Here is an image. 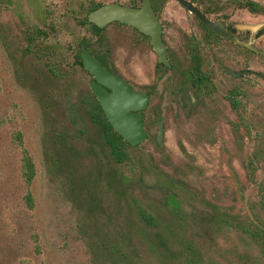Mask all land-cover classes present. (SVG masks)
Returning <instances> with one entry per match:
<instances>
[{"label": "rangeland", "instance_id": "rangeland-1", "mask_svg": "<svg viewBox=\"0 0 264 264\" xmlns=\"http://www.w3.org/2000/svg\"><path fill=\"white\" fill-rule=\"evenodd\" d=\"M89 1L129 2L0 0V264H91L87 243L97 232L94 217L108 223L110 237L123 238L124 251L133 264H182L186 257L191 259L185 246L197 252L196 264H264V251L243 231L248 217L264 225V58L234 47L230 59L206 61L214 82L210 95L196 94L188 85L177 90L171 73H152L155 55L148 45L135 41L131 28L113 24L96 33L88 24L79 25L84 15L79 5ZM162 12L167 27L173 21L184 23L176 1L167 0ZM228 17L235 23L264 21V16L236 5ZM186 22L191 26L194 21L187 18ZM32 26L47 35L43 45L48 62L55 63L53 71L20 57L25 29ZM103 34L115 47L114 67L119 74L136 89L153 88L146 113L161 116L164 124L159 147L153 140L156 125L151 129L154 138L127 149L129 158L123 165L107 161L98 149L96 158L85 138H76L75 129L84 128L83 120L85 135H93V126L86 118H75L72 110L77 94L87 90L90 79L73 63L75 43L83 37L93 50H101ZM255 45L264 49V39H256ZM246 69L250 73L243 72L239 78L226 72ZM42 73L51 76L47 92L57 93L56 103L71 109L75 123L61 108L43 103L32 84L37 76L43 86ZM51 73H60L61 78ZM59 85L68 93L63 98ZM229 90H235L240 101L235 110L227 100ZM17 129L36 168L30 186L33 208L24 201L20 153L12 143V132ZM55 133L68 138L62 147L80 160L78 166L74 163L80 172L89 171L99 160L105 169L126 174L130 180L119 205L114 193L100 186L90 197L94 207H87V196L77 194L59 169L62 151L52 144ZM168 180L177 193L179 221L159 183ZM133 200L153 215L155 229L143 228L131 208ZM156 231L167 236L166 254L146 239Z\"/></svg>", "mask_w": 264, "mask_h": 264}, {"label": "trees", "instance_id": "trees-1", "mask_svg": "<svg viewBox=\"0 0 264 264\" xmlns=\"http://www.w3.org/2000/svg\"><path fill=\"white\" fill-rule=\"evenodd\" d=\"M101 5L99 2L95 1H89L87 4L80 3L79 10L84 11V15L82 18L78 19L79 25H90L92 29L99 33L101 31V28L97 27L93 23L88 21L87 14L89 11L95 9ZM75 12V10H73ZM73 12V13H74ZM47 35L42 29L38 28L37 26H32V28L26 27L23 40L24 44L20 48V57L31 61L34 60L35 62H40L45 68H47L49 71H53L55 68V63H49L50 59L47 55H45L44 51V45L43 40L46 39ZM100 38V37H99ZM98 39V37H97ZM81 45H84L87 49H91V45L89 42L81 37L78 38L75 47L76 51L74 53V59L73 63L75 65H79L81 68L82 66V60H81ZM93 51V50H92ZM97 53V52H96ZM94 55L101 60L100 54ZM47 57V58H46ZM44 59V62L42 61ZM18 65H22L21 62H17ZM30 65V64H29ZM21 67V66H20ZM22 66V72L25 76V73H27L26 70L23 69ZM35 68V65H34ZM52 76H56L61 78V74L58 73H51ZM40 77H44L43 86H40L38 84V77H34L35 83L32 82L33 87L39 92L41 95V98L43 99V103L46 104L48 107L56 106L59 107V104L56 103V100L59 98L57 93H49L47 92V86L50 85V75L46 74H40ZM186 76L188 78H192L194 83H196L197 92L199 95H210L212 86L210 80L208 77L204 76H197L193 75L191 73V76L189 73H186ZM33 80V79H32ZM177 82H180L179 78L174 79ZM37 83V84H36ZM57 84L58 81H57ZM59 88L62 90L60 91V95H62L61 98L65 97L68 93L66 91H63V85H59ZM68 89V87H66ZM79 94V95H78ZM77 94V101L75 102L73 106V112L74 117L78 119L86 118L93 126V135H85V128H87V125L85 123V120L82 121L84 123V128H76V138L83 136L86 140L87 149L92 154H96L97 158V152L96 150L100 151V153L103 154V156L108 160H112L114 163L123 165L128 160V152L127 149L130 147H136L137 145H131L126 140H124L110 125L108 120L106 119L104 112L95 98V96L90 91L89 87L86 91L80 92ZM227 100L230 104V106L235 110L239 107L240 101L237 98V93L235 90H230L229 94L227 95ZM192 102L191 100H189ZM57 104V105H55ZM61 108L66 118L72 122L75 123V119L72 116L71 109H67L66 107H59ZM142 116L144 120V126L148 133V139L153 137L151 129L157 125L158 121L161 120V116L158 115H148L146 113V110L142 111ZM12 143L15 146V148L20 153V176L22 179V182L25 185L26 191L24 194V201L28 208H33L34 206V197L33 193L30 189V186L33 182V179L36 174V168L34 161L32 159L31 154L29 153L28 149L24 145L23 141V134L20 130H14L12 132ZM154 138V137H153ZM67 139V140H66ZM154 143L157 147H159V144L156 142V139L154 138ZM68 138L61 134L55 133L54 137L52 139V144L56 148H59L62 152H60V158H59V169L63 173H66L65 178L69 182V185H71L72 189L75 190L77 194H82L84 192V195L87 196V204L88 208L92 210V207H94V203L92 198H90L94 194V190L96 187L101 186L104 188V191H112L115 196L114 201H118L117 205H119V199L121 197L126 196L127 190L125 187V184L127 180L130 179L126 177V174L120 170H112V169H105L101 161L97 160V164L92 165V167L88 170H84L80 172L77 169L78 163L81 164L80 160L74 156L73 151L71 149L64 148L65 144H67ZM139 145V144H138ZM54 147V148H55ZM76 163L77 166L74 164ZM101 166V167H100ZM161 183L165 188L166 191V200L173 203V213H176L178 215H173L176 217V219L179 218V210L177 207H179V201L176 199V192L174 191L175 186L172 184L170 180L168 181H161ZM101 184V185H100ZM90 190V191H88ZM134 204L131 208H133L135 213H137L139 217V221L142 223V226L146 228H156L157 224L153 222V215L147 212L143 209L139 204H137L136 200H133ZM177 206V207H176ZM179 221V220H178ZM248 225L243 226V231L248 234L252 240L256 242V244L261 248V250L264 251V225L258 221L257 223L254 222V219L252 217H248ZM93 228L97 230V232H93L94 235L89 236L88 238V246L91 252V264H133L131 261H128L127 254L124 251L123 247V238L117 239V237H110L108 231V223L101 220V223L99 221L98 217H94L93 221ZM179 226H181L179 224ZM168 228H171L169 226H163V229L169 230ZM101 231V234L100 232ZM161 231V230H160ZM119 233V232H118ZM172 233V232H169ZM169 235V234H167ZM114 238L115 241L113 239ZM146 239L151 243L152 248L156 249L161 254H166L168 251L167 248V236L165 237L162 232L156 231L153 236L150 234H147ZM106 241H109L112 243H105ZM186 247V250H189V253L186 255H190L191 259L189 257H186L185 262H182V264H196V257L197 252L192 247ZM38 249V248H37ZM185 254V253H183ZM196 256V257H195Z\"/></svg>", "mask_w": 264, "mask_h": 264}, {"label": "flooded vegetation", "instance_id": "flooded-vegetation-1", "mask_svg": "<svg viewBox=\"0 0 264 264\" xmlns=\"http://www.w3.org/2000/svg\"><path fill=\"white\" fill-rule=\"evenodd\" d=\"M174 1H176L178 6L181 8L182 12L180 17L181 19H183L182 21H184V23L173 21L174 24L170 23L173 26L167 27L165 21L166 20L165 18H167V16L163 15L162 12V9L165 8L167 0H150L152 9L161 25V40L165 46V54L168 59V64L159 62L158 54L154 50L152 44L150 43V36L140 31L134 26L119 21H111L108 22L103 27H101V33L102 31L106 30L110 25L113 24H118L131 28L136 37L135 41L136 42L140 41L148 45L150 50L155 55L156 69L154 70L153 68L152 73H162V75L163 73H171V77H170L171 82L175 78L180 79V82L175 81V84H177L176 85L177 90H180L185 85L186 86L188 85L190 86L192 91H194L196 94H198L197 92L198 90L196 87L197 84L194 83L192 78H188L186 76V73H189L190 76L191 73L197 76H204V77L207 76L211 82L210 86H212L213 88L214 82L212 80V71H209L205 67L206 61L209 60L213 62L214 60L215 61L228 60L232 57V50L234 47L237 48V50L243 52V54L248 55L249 53H252L259 57L264 58V49L259 48L257 45H255L256 39L258 40L264 39V21L258 24H251V25H257L256 29L251 30L248 28H241V25L249 24V23H235L230 20V17H228L229 11L233 9L234 5L245 9L251 14L264 16V0H235V1L234 0H174ZM114 2L135 8L141 7L142 4V0H129L127 4L118 1H114ZM184 3H189L191 7L199 11L205 18L213 22H216L219 28H221L222 30H224L229 34L234 35L237 39V42H234L232 39L220 35L215 31H213L199 18L198 15H196L194 12L189 10ZM187 18H190L192 21H194L191 24V26H187V22H186ZM168 34L172 35L174 38L169 39ZM106 39L107 38L105 37L104 34L101 35V50H97V49L93 50L92 48L88 50L91 52L93 56H95L94 53L100 54L101 60L98 59L96 56L95 57L101 62V64H103L112 73L119 74L120 72H118V70L114 67L115 47H113L110 43H108ZM240 42L249 43L253 49H251L250 47L244 44H241ZM82 71L90 76L89 79L90 82V80L93 78L92 75L84 68H82ZM226 72H228L232 76L239 78L243 76V72L250 73V70L249 69L242 71L231 70ZM132 73H137V72L132 71ZM119 75L123 77L121 74ZM123 78L127 80L125 77ZM127 81L130 83L129 80ZM89 82H88V86H89ZM130 85L135 90L147 93L151 100L153 88L147 87L144 90H139L134 88V86L131 83ZM153 85L154 84H152L151 86ZM150 100H149V106H150ZM189 100L193 101V97L189 96ZM155 139H156V135H155Z\"/></svg>", "mask_w": 264, "mask_h": 264}, {"label": "water", "instance_id": "water-1", "mask_svg": "<svg viewBox=\"0 0 264 264\" xmlns=\"http://www.w3.org/2000/svg\"><path fill=\"white\" fill-rule=\"evenodd\" d=\"M184 4L213 31L237 42L234 35L219 28L216 22L205 18L189 3ZM87 18L89 22L99 28L111 21H119L136 27L150 36V43L158 54L159 62L168 64L165 46L161 40V25L152 9L150 0H142L139 8L107 2L89 11ZM256 27L257 25L251 24L241 25V28L251 30L256 29ZM241 44L253 49L249 43ZM80 55L83 68L93 77L89 82L91 92L99 102L110 125L129 144L137 145L144 142L148 134L144 128L141 111L148 108L149 95L133 89L127 80L119 74L109 71L84 45H81ZM163 135L164 127L162 120H160L157 124L156 133L158 144L163 142Z\"/></svg>", "mask_w": 264, "mask_h": 264}]
</instances>
